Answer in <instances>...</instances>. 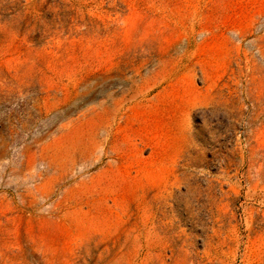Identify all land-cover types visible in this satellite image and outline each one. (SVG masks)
Listing matches in <instances>:
<instances>
[{"label":"rangeland","instance_id":"374dc122","mask_svg":"<svg viewBox=\"0 0 264 264\" xmlns=\"http://www.w3.org/2000/svg\"><path fill=\"white\" fill-rule=\"evenodd\" d=\"M0 264H264V0H0Z\"/></svg>","mask_w":264,"mask_h":264}]
</instances>
